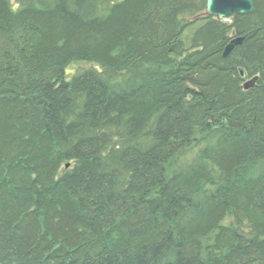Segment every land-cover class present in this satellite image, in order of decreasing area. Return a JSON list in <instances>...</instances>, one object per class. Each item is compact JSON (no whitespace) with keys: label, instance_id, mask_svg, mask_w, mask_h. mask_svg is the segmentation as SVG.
<instances>
[{"label":"trees","instance_id":"trees-1","mask_svg":"<svg viewBox=\"0 0 264 264\" xmlns=\"http://www.w3.org/2000/svg\"><path fill=\"white\" fill-rule=\"evenodd\" d=\"M252 1L0 0V264H264Z\"/></svg>","mask_w":264,"mask_h":264},{"label":"water","instance_id":"water-1","mask_svg":"<svg viewBox=\"0 0 264 264\" xmlns=\"http://www.w3.org/2000/svg\"><path fill=\"white\" fill-rule=\"evenodd\" d=\"M254 10V6L251 0H205L204 12L202 16H214L222 22L231 23L232 14H246ZM243 37H236L229 41L224 48V56L229 54L234 46L241 44ZM240 76L246 78L247 75L243 69H239ZM257 77H253L244 84V88L253 87ZM68 164H66V167Z\"/></svg>","mask_w":264,"mask_h":264},{"label":"bare ground","instance_id":"bare-ground-1","mask_svg":"<svg viewBox=\"0 0 264 264\" xmlns=\"http://www.w3.org/2000/svg\"><path fill=\"white\" fill-rule=\"evenodd\" d=\"M252 1V0H251ZM252 3H253V1H252ZM253 6H254V3H253ZM202 13V12H201ZM232 15H235V14H232ZM231 15V16H232ZM196 18L194 19V21L196 20V19H198V20H203V19H205V17H203L202 15H199V14H197L196 16H195ZM187 22L188 21H190L191 20V18H189V17H187L186 19H185ZM224 23H226V22H224ZM227 24H231V23H227ZM232 36V38L230 39V40H232V39H234V38H236L237 36H235V35H231ZM229 40V41H230ZM229 43V42H228ZM227 43V44H228ZM223 51H224V49H223ZM223 51H222V55L224 56V53H223ZM228 55V54H227ZM226 56V55H225ZM239 69H243V68H238V72H239V76L241 75L240 74V71H239ZM247 75V74H246ZM241 77V76H240ZM254 77H257V76H254ZM242 78V77H241ZM253 78V77H252ZM252 78H248V77H246V78H242L243 80H244V83H243V88H244V84L246 83V82H248L250 79H252ZM249 88H251V87H249ZM245 89H247V88H245ZM69 165V164H68ZM65 167H66V165H65Z\"/></svg>","mask_w":264,"mask_h":264},{"label":"rangeland","instance_id":"rangeland-1","mask_svg":"<svg viewBox=\"0 0 264 264\" xmlns=\"http://www.w3.org/2000/svg\"><path fill=\"white\" fill-rule=\"evenodd\" d=\"M201 14V13H200ZM199 14V15H200ZM196 18V17H195ZM242 37V36H241ZM92 65H90V64H88V63H86V62H79V63H74V64H72V65H70L67 69V73L68 74H71V73H73L76 69H78V68H88V67H91Z\"/></svg>","mask_w":264,"mask_h":264}]
</instances>
